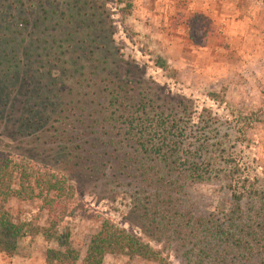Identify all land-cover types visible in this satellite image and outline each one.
<instances>
[{"label": "trees", "instance_id": "16d2710c", "mask_svg": "<svg viewBox=\"0 0 264 264\" xmlns=\"http://www.w3.org/2000/svg\"><path fill=\"white\" fill-rule=\"evenodd\" d=\"M94 1L0 0V122L7 128L17 106L13 125L24 138L47 137L55 162L88 168L111 187L110 199L127 200L130 224L150 241L175 244L185 264H264L258 180L213 134L216 116L156 84L123 52L110 16ZM38 7L36 22L53 25L42 39L28 25ZM155 67L168 69L160 59ZM199 186L214 187L218 198L204 213L192 197ZM74 196L66 175L0 149V255L18 256L30 237L55 243L44 264H103L107 256L172 264L165 249L107 218L81 258L65 221ZM14 200L39 201L46 223L12 216Z\"/></svg>", "mask_w": 264, "mask_h": 264}, {"label": "rangeland", "instance_id": "374dc122", "mask_svg": "<svg viewBox=\"0 0 264 264\" xmlns=\"http://www.w3.org/2000/svg\"><path fill=\"white\" fill-rule=\"evenodd\" d=\"M94 2L101 7L98 13L104 11L110 16L116 44L146 67L147 76L165 90L192 100L199 110L207 109L216 116L213 134L250 168L264 190V0ZM41 9L36 8V15L30 16L28 22L36 33L31 37L36 39L53 27L50 23L36 22L42 19ZM124 9L127 16H122ZM158 59L166 63L167 71L155 67ZM17 109L11 107L12 121L5 124L7 128L0 122V149L14 161L23 158L70 180L75 196L69 205L70 217L65 221L72 231V246L81 258L100 219L107 218L154 249H165L172 264H185L175 244L166 247L150 241L130 224L126 216L127 200L110 199L111 187L103 180L96 181L88 168L75 167L73 162L68 165L55 162L57 148L47 137L24 138L21 129L13 125ZM212 188H194L192 197L197 199L201 213L209 211L218 199L213 198ZM227 197L225 192L220 194L222 199ZM39 205V201L14 200L7 207L15 218L44 225L46 216L40 214ZM50 247H55V243L26 238L19 243L18 256L0 255V264H44V252ZM103 264L150 263L107 256Z\"/></svg>", "mask_w": 264, "mask_h": 264}]
</instances>
